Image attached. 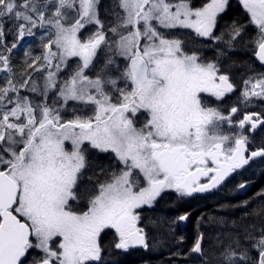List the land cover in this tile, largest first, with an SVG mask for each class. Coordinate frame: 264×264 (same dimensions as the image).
<instances>
[{
	"label": "snow or ice",
	"instance_id": "1",
	"mask_svg": "<svg viewBox=\"0 0 264 264\" xmlns=\"http://www.w3.org/2000/svg\"><path fill=\"white\" fill-rule=\"evenodd\" d=\"M240 4L248 25L233 21L217 34L228 0L203 7L115 0L107 27L100 0H0V72L9 74L0 86V264H106V235L109 251H147L148 227L157 221L146 223L145 212L163 193L184 199L211 192L264 158V145L249 147L264 130V112H246L236 123L238 107L225 114L205 100L222 102L236 90L223 61L248 26L264 65V0ZM178 28L190 29L215 58L161 31ZM37 35L42 53L24 56L26 69L41 76L25 71L16 80L11 53ZM255 101L264 102V72L243 80L238 103L247 109ZM98 154L109 163L92 167L89 157ZM244 216L252 222L208 216L223 229L209 252L202 214L195 242L172 255L183 264H264V207ZM188 219L183 213L171 223Z\"/></svg>",
	"mask_w": 264,
	"mask_h": 264
},
{
	"label": "flooded vegetation",
	"instance_id": "2",
	"mask_svg": "<svg viewBox=\"0 0 264 264\" xmlns=\"http://www.w3.org/2000/svg\"><path fill=\"white\" fill-rule=\"evenodd\" d=\"M198 45H199L198 51H201L203 56H206L209 59L211 56L208 55L209 53L205 51L206 48H203L200 44ZM230 68L231 67L229 66V62L225 61L224 66L222 67V72H227L230 75V79L236 86V90L234 91V93L240 92L243 86L241 84L238 85L237 81L232 78ZM260 72H264V71H260ZM243 75H244V72L241 73V77ZM234 93L228 94L222 102H218L214 98H211V97H205V100L210 101L213 106H215L216 104L219 105L221 110H223L225 114H228L230 112L231 107H233L231 104L230 98H231V95ZM238 109L239 111L233 116L236 123H238L239 120L243 118L246 112H252V111H255L258 113L263 112L259 108H253V109L238 108ZM137 126L138 127L140 126L139 123L137 124ZM260 131L262 130L261 129L257 130L254 135H257V133H259ZM249 135H253V134H249ZM262 145H264L263 140L261 141V140L255 139L253 141V144L250 143L249 147H250V150H256ZM263 171H264V158H256L253 161H250L249 165H246L243 169L239 170L236 174H233L218 189L212 190L211 192L203 193V194H196L191 198H184V199L177 197L176 193L174 192H171V191L165 192L160 197L162 205L157 206V208L154 211L156 215L155 216H145L146 218L145 222L147 223L148 218L156 220V216H160L161 213L165 215V212L167 209L165 206H168V204L170 203L174 205V207L176 208L179 207L178 208L179 215L183 213H188L189 218L192 216V225L190 229L188 230V233H186L184 232V230L188 229L189 219H188V222L185 228L181 227L179 225V222L177 223V229H176L177 243L181 245V247H191V245L195 242L197 235H198L197 218L203 214L204 221H202L200 224V231L204 233L203 245H204V248L206 249L208 246V236L210 235L207 233V229L204 230L203 223L207 221L208 216L213 215L214 211L208 212V210L212 208L214 210V205L218 206L220 204V203H217L214 205H209L210 202L215 201V199L224 198V203L232 204L234 202L238 205L242 201L247 200L249 201L247 208L239 207V210L242 211V214L249 212L252 206H254L255 202L256 204L264 206V197L257 195L262 190H264V183H263L264 172ZM242 181L245 182L247 185L245 189H239L237 187V185ZM202 182H206V181L202 179ZM179 201L181 202V204ZM176 204L177 205L180 204V205L177 206ZM181 205H184V206H181ZM157 225L158 224L154 226L149 225L148 227L150 248L145 252H149L153 250L154 246L156 244H159L158 241L161 240L160 237H153L154 232H157L159 230ZM160 225L161 224H159V228H160ZM185 233H186V238L183 237L182 235ZM181 237L183 238L182 243L179 242ZM110 241H111V235L104 236L103 243L106 246V250L104 253V259L106 261V264H114L115 260L118 259V254L126 255L130 252L144 251L143 249H139V248L131 249L126 253L116 251L115 249H111V251H109L107 246L110 244ZM180 263H183L182 260H180ZM117 264H119V262H117Z\"/></svg>",
	"mask_w": 264,
	"mask_h": 264
},
{
	"label": "trees",
	"instance_id": "3",
	"mask_svg": "<svg viewBox=\"0 0 264 264\" xmlns=\"http://www.w3.org/2000/svg\"><path fill=\"white\" fill-rule=\"evenodd\" d=\"M207 2L208 0H199V2L197 0H190V4L193 7H202ZM233 21H236L240 24L248 25L249 17L247 13L244 11L242 5L240 4V0H228V5L226 6L225 12L222 15H220V17L218 18V25L217 28L215 29L216 33L220 34L221 31L226 30L233 23ZM255 33H256L255 28L252 26H248L246 28L242 41L239 44H237L235 51L230 54L231 58L223 61V66L225 61L229 62V66L231 67L230 68L231 76L233 79L237 80L240 77L241 73H243L244 70L248 67L256 69L255 70L256 72L264 71L263 69H260L258 66H256L252 58L253 53L255 52V45L249 43V41L255 35ZM26 38L29 39L31 37H25L24 39ZM24 39L18 42V47L21 43H23ZM41 39L42 38H38V35L34 36V44L29 43L21 53H15L18 47L12 51L10 57V63L13 66L12 69H14L13 72L15 74L16 80H21L24 76L25 71L33 72L32 69H26V64H25L26 57L24 56V52L27 50L31 52L33 55H40L43 51ZM205 51L209 53L208 55H210L211 57L208 59L206 56H203L204 59L212 60L215 58L216 53L213 49L206 48ZM8 75H9L8 73H3V72L0 73V76L4 78V80H0V86H3L6 83V79ZM33 75L36 76L37 74H34L33 72ZM40 76L41 73H39V77ZM89 160L90 163L92 164V167H95L96 165H107L109 163L108 158L105 157L103 154H98V156L89 157ZM168 206H165L167 208L165 215L162 213L160 215L161 222H158L156 218L158 224L157 227L159 230L157 232H154V234L155 237L161 238V240H159L158 243L160 242L162 243L159 245L156 244L154 249L149 252L137 251V252H130L126 255L118 254V256L120 257H118V259L115 260L114 264H117V262H120V264H169V261H172V264H183L180 263V260L178 259L177 256L172 255V253L176 251L174 250L175 247L173 245L178 243L176 236L177 225L176 223H171V221H173L176 217L179 216V209L175 208L174 205H172L171 203L168 204ZM261 207L264 206L257 205L254 208L260 209ZM159 224H161L160 228H159ZM191 225H192V216L189 218L188 229L184 230V232L188 233V230L190 229ZM186 233L182 234L183 237L185 238H186ZM165 248L166 249L170 248L169 250H171V252L169 255H167L166 254L167 252L165 251L164 252L165 254L157 255L155 253L156 254L155 259L151 256L152 253L154 254V252L163 251V249ZM184 248H185L184 252L186 253L190 247H184ZM160 257L164 259L163 261L164 263H162V261L161 263L157 262V260Z\"/></svg>",
	"mask_w": 264,
	"mask_h": 264
},
{
	"label": "rangeland",
	"instance_id": "4",
	"mask_svg": "<svg viewBox=\"0 0 264 264\" xmlns=\"http://www.w3.org/2000/svg\"><path fill=\"white\" fill-rule=\"evenodd\" d=\"M197 1L199 2V0H197ZM114 2H115V0H109V1H107V0H100V5H99L100 18L105 22V26L106 27L109 25V22L113 19V17H111L108 14V10L112 7V5H113ZM208 2H210V0H208ZM161 31H168L172 35H174V36L179 37L180 39H182L185 42V49L187 51L191 52L193 50H198L199 45L197 43H195V41L198 38L195 37V34L190 29H179L178 28V29L161 30ZM84 35L87 36L88 33L85 32ZM38 38H42V37L40 35H38ZM12 39H13L12 36H8L9 42H11ZM29 43L34 44V37H31L29 39L28 38L24 39L23 43H21L19 45V47H18V49H17V51L15 53H21L23 51V49ZM73 67H74V63H73ZM255 70L256 69H253V68H250V67L246 68L244 70V75L242 77L240 75V77L237 80L235 79L237 81L238 85L241 84L243 86V80L246 79L248 77V75H257L258 73H260V71L256 72ZM3 73H6V72H3ZM34 74H37L36 77H39V73L38 72H34ZM0 80H4V78L2 76H0ZM239 97H240V92H235L234 94H232L231 95V98H230L231 99V104H232V106H236L238 108L245 109L242 104H239L238 103ZM253 108H259V109H261L264 112V102L255 101L254 103L250 104L247 109H253ZM250 136H252V135H250ZM255 139L256 140H261V141L263 140L264 141V130H262L259 133H257V135H254V139L251 141L252 144H253V141ZM217 203H220V204L218 206L217 205H214V204H217ZM161 205H162L161 199L159 198L158 201H157V203H156V206L153 209H151V210H147L145 212V216H155L156 215L154 213L155 209L157 208V206H161ZM209 205H214V210L212 208V209H209L208 212L214 211L212 216L224 217L225 220L228 222L229 225L231 224L232 221H236L238 225H243L245 223H251L252 220H253V217H251V216L245 217L244 216V213L242 214V211L239 210V207H233V205H237L236 203H234V202L232 204L224 203V198L215 199V201H211ZM257 205H259V204H256V202H255V204H254V206H252L251 210L252 209H255L254 207L257 206ZM156 218H157L158 222H161V217L160 216H156ZM203 227H204V230L207 229V233L210 235V236H208V246H207L206 250L209 251V252H211L212 246L214 245V243H215V241L217 239L218 232L222 231L223 229H220L219 226H210L207 223V221L203 223ZM172 232H174V231H172ZM153 237H155V234H153ZM161 243L162 242H160L159 244H161ZM173 246L175 247L174 250L180 251V252H184V247H181V245L174 244ZM169 249L170 248H168V249L165 248V249H163V251L154 252V254L152 253L151 256L155 259L156 258V254L157 255L158 254H165L164 253L165 251L167 252L166 254L169 255L170 252H171V250H169ZM118 257H120V256H118ZM177 257H178L179 260H182V262H183V258L181 256H177ZM161 261H162V263H164L163 262L164 259L162 257H160L157 260V262H160V263H161Z\"/></svg>",
	"mask_w": 264,
	"mask_h": 264
},
{
	"label": "water",
	"instance_id": "5",
	"mask_svg": "<svg viewBox=\"0 0 264 264\" xmlns=\"http://www.w3.org/2000/svg\"><path fill=\"white\" fill-rule=\"evenodd\" d=\"M253 60H254V62L256 63L257 66H259V67H261V68H264V65H261L260 62L256 59L255 54L253 55ZM257 130H258V129H257ZM187 222H188V220H187L186 222H179V225H180L181 227L185 228L186 225H187Z\"/></svg>",
	"mask_w": 264,
	"mask_h": 264
},
{
	"label": "bare ground",
	"instance_id": "6",
	"mask_svg": "<svg viewBox=\"0 0 264 264\" xmlns=\"http://www.w3.org/2000/svg\"><path fill=\"white\" fill-rule=\"evenodd\" d=\"M11 66H12V65H11ZM18 66H19V65H18ZM12 67H13V66H12ZM23 67H24V66H23ZM15 69H16V68H15ZM13 70H14V69H13ZM179 202H180V201H179ZM185 203H186V202H185ZM180 204H181V202H180ZM180 204H178V205H180ZM182 204H183V203H182ZM176 205H177V204H176ZM178 205H177V206H178ZM184 205H185V204H184ZM184 205H181V206H184ZM188 206H189V205H188ZM175 208H176V207H175ZM178 208H179V207H178ZM178 208H177V209H178ZM119 264H120V262H119Z\"/></svg>",
	"mask_w": 264,
	"mask_h": 264
}]
</instances>
